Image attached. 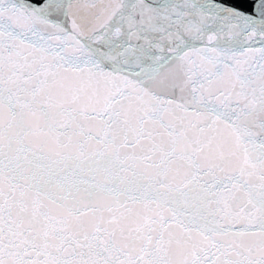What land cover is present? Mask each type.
<instances>
[{"label":"snow or ice","instance_id":"obj_1","mask_svg":"<svg viewBox=\"0 0 264 264\" xmlns=\"http://www.w3.org/2000/svg\"><path fill=\"white\" fill-rule=\"evenodd\" d=\"M0 264H264V0H0Z\"/></svg>","mask_w":264,"mask_h":264}]
</instances>
